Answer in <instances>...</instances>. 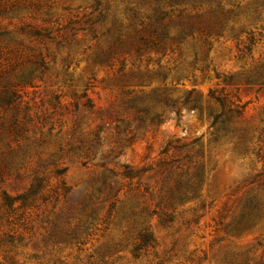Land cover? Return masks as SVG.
I'll list each match as a JSON object with an SVG mask.
<instances>
[{
  "label": "rangeland",
  "instance_id": "obj_1",
  "mask_svg": "<svg viewBox=\"0 0 264 264\" xmlns=\"http://www.w3.org/2000/svg\"><path fill=\"white\" fill-rule=\"evenodd\" d=\"M0 2V264H264V0Z\"/></svg>",
  "mask_w": 264,
  "mask_h": 264
},
{
  "label": "trees",
  "instance_id": "obj_2",
  "mask_svg": "<svg viewBox=\"0 0 264 264\" xmlns=\"http://www.w3.org/2000/svg\"><path fill=\"white\" fill-rule=\"evenodd\" d=\"M1 1V0H0ZM3 7L4 8V5H2V3L0 2V7ZM34 33V35H38V33L36 32V31H33ZM218 100V102H219V104H220V106H221V111H223L224 110V102H223V100L222 99H217ZM194 103H193V106H196L197 105V101H193Z\"/></svg>",
  "mask_w": 264,
  "mask_h": 264
}]
</instances>
